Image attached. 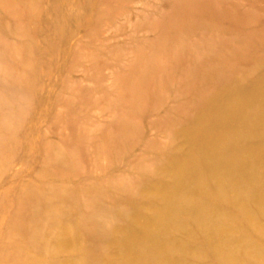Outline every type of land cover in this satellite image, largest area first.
Wrapping results in <instances>:
<instances>
[{
    "label": "rangeland",
    "instance_id": "374dc122",
    "mask_svg": "<svg viewBox=\"0 0 264 264\" xmlns=\"http://www.w3.org/2000/svg\"><path fill=\"white\" fill-rule=\"evenodd\" d=\"M0 62V264H118L119 225L176 264H225L193 225L207 204L256 247L245 264L264 261V232L194 188L207 171H165L198 104L264 73V0H0ZM169 183L164 199L144 192Z\"/></svg>",
    "mask_w": 264,
    "mask_h": 264
},
{
    "label": "bare ground",
    "instance_id": "6f19581e",
    "mask_svg": "<svg viewBox=\"0 0 264 264\" xmlns=\"http://www.w3.org/2000/svg\"><path fill=\"white\" fill-rule=\"evenodd\" d=\"M235 82L236 80H232L229 83L232 86L229 84L225 86L227 89L224 91H229L228 98L220 100L221 102L216 106L213 104L221 94L211 98L207 107L200 104L196 106L201 110L197 118L193 123L183 127L184 134L188 137L182 145L185 147V153L178 155L173 167L166 168L165 171L169 172L172 181L177 183L191 176L199 180L202 178L200 176L202 172L207 171L206 177L198 184L195 181L194 188L197 192L208 187L210 193L208 198L219 204L222 211L234 210V213H231L232 217L237 219L233 223L234 227L242 230L251 228L254 231L257 228L264 232L261 226L264 219L258 220L256 217L260 211L264 213V197L256 184L264 182V73L234 88L237 85ZM256 102L259 105L254 107L253 104ZM202 123L206 125L204 131L200 128ZM201 143L207 145L208 158L204 162L197 161L192 154L201 148ZM169 186L172 187V184L169 183L165 187L155 185L152 190H144V192L153 191L164 199V195L169 193ZM196 208L199 209L198 204L185 209H190L191 212ZM158 210L171 226L177 224L175 221H169L170 215L166 213V210L162 208ZM222 214L218 210L213 211L212 206L207 204L201 211L200 218L195 220L193 225L204 230L200 231L204 232L203 238L206 237L207 240L215 235L220 242V246L214 247L215 252L225 264H245L244 254L256 247L245 245L247 237L237 234L231 225L211 222L212 217L219 218ZM225 215L227 218L230 217L229 212ZM132 219L141 227L143 226L141 231L149 228L152 223L139 214L132 215ZM179 223H184L182 217ZM153 225L156 229V223ZM115 230L120 232L121 236L111 243L117 244L127 253L124 260L118 264L127 262L129 264H149L150 261H153V264H176L172 258H164L166 256L162 255L161 250L168 248L166 245L148 246L149 238H144L141 232L136 233L125 226H116ZM260 251L255 250L252 255L259 254ZM241 258L243 261L240 260ZM261 264H264V261H261Z\"/></svg>",
    "mask_w": 264,
    "mask_h": 264
}]
</instances>
